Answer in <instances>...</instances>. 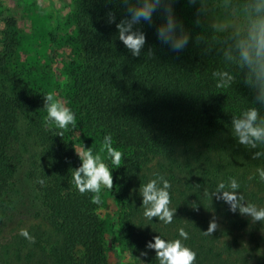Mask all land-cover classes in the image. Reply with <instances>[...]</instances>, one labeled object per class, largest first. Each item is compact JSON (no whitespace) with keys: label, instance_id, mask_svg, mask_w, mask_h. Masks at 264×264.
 <instances>
[{"label":"trees","instance_id":"16d2710c","mask_svg":"<svg viewBox=\"0 0 264 264\" xmlns=\"http://www.w3.org/2000/svg\"><path fill=\"white\" fill-rule=\"evenodd\" d=\"M173 7L191 34L189 45L178 54L161 45L155 35L161 22L157 15L153 26L142 25L147 37L144 52L151 48L153 57L135 58L119 41L115 24L107 23L109 11L115 12L117 22L124 16L119 0H83L75 14L81 54L69 65V109L76 119L86 117V125L103 127L115 139V147L123 150L119 168L110 160L105 163L112 171L111 191L131 236L134 261L159 264L146 244L160 235L167 241L181 239L197 253L195 264H264V245L257 239L264 222L253 223L204 195L205 189L211 193L219 182L235 178L245 201L264 208V183L256 174L257 168H264V158L251 159V153L231 136L232 116L251 106V95L239 76L230 88H216L212 73L226 65L217 34L209 26L211 16L197 25L196 5L177 0ZM198 36L205 40L197 42ZM1 53L0 70L5 62ZM35 98L23 86L11 94L0 81V210L12 208L1 214L3 221L31 204L27 192L18 187L22 168L18 112L35 121L39 108ZM58 131L62 130L53 128L43 134L44 165L31 171L49 227L28 231L35 237L33 244L24 237L16 239L11 255L0 253V264H109L100 242L93 194H80L72 183V172L81 165L74 129L70 125L62 137ZM157 174L171 184L169 207L176 209V215L168 225L143 215L140 186ZM194 203L198 210L193 209ZM213 217L219 227L205 236ZM179 228L189 239L179 236ZM80 246L83 255L78 254ZM145 250L148 255L141 256Z\"/></svg>","mask_w":264,"mask_h":264},{"label":"clouds","instance_id":"9594fccd","mask_svg":"<svg viewBox=\"0 0 264 264\" xmlns=\"http://www.w3.org/2000/svg\"><path fill=\"white\" fill-rule=\"evenodd\" d=\"M176 2L177 0H119L124 16L117 22L115 12L109 11L107 23L115 24L119 41L132 57L138 58L144 54L152 58L151 48L144 52L147 37L142 25L153 26L154 17L158 15L161 22L155 26L157 40L178 54L189 45L191 34L175 14L173 5ZM188 3L197 6V25L211 16L209 26L218 37L216 42L220 45L219 52L226 67L212 73L216 88H230L239 76L251 95V106L242 110L239 115L232 116L231 136L238 145L251 153V159L264 158V0H188ZM220 36L223 38H219ZM196 40L200 42L205 38L198 36ZM207 51H211V48ZM44 108L47 112L44 124L50 130H62L57 135L62 137L69 125L76 127L75 113L57 100L55 93L45 94ZM75 151L82 163L73 170L72 183L80 194L92 193L91 202L100 205L103 202L102 188L111 190L114 184L112 171L104 162L105 155L102 154H106L112 165L119 168L123 152L113 147L110 133L104 136L100 150L95 155L91 148L82 147ZM256 174L259 181L264 183V168H257ZM251 179L252 176L249 177ZM38 183L43 185L44 181L40 179ZM170 187V182L159 174L156 179L140 186L139 193L146 219L157 218L164 225L172 223L176 209L169 207ZM239 189L240 183L235 178H229L227 183L219 182L211 193L205 189L204 195L215 197L217 201L227 204L230 212H239L240 215L249 217L253 223L264 222V208L246 202ZM192 207L198 210L195 203ZM218 227L217 220L213 217L203 234L211 236ZM19 234L30 244L35 243V237L27 229H21ZM178 234L183 240L189 239L184 228H179ZM146 249L155 251V259L159 264H195L197 259V253L185 246L181 239L167 241L157 235L147 242ZM147 250L140 255L147 256Z\"/></svg>","mask_w":264,"mask_h":264},{"label":"rangeland","instance_id":"374dc122","mask_svg":"<svg viewBox=\"0 0 264 264\" xmlns=\"http://www.w3.org/2000/svg\"><path fill=\"white\" fill-rule=\"evenodd\" d=\"M82 3L83 0H0V51L5 57L0 81L11 94L18 93L23 86L27 95H36L35 99L39 102L35 121L29 119L26 113L18 112L22 161L18 187L20 192H27L31 204L22 213L11 212L4 221L1 214H7L12 208L0 210V253L4 256L13 253L14 242L22 238L19 234L21 229L29 231L34 226L49 227L48 212L42 204L40 190L31 171L44 165L43 134L50 131L44 124L47 115L45 94L55 93V98L70 108L68 70L73 59L80 60L81 50L76 46L78 26L75 14ZM76 121L73 128L77 139L76 150L91 148L95 155L104 136L109 133L99 125H86V117ZM112 139L115 147L116 141ZM102 155H105L104 162L108 160L106 154ZM101 195L102 204H94V207L99 221L100 242L106 250L109 264H141L133 259L131 236L119 216L117 198L106 188H102ZM114 237L117 238L115 246ZM257 239L264 245V228ZM83 252L84 248L80 246L78 254L83 255Z\"/></svg>","mask_w":264,"mask_h":264}]
</instances>
